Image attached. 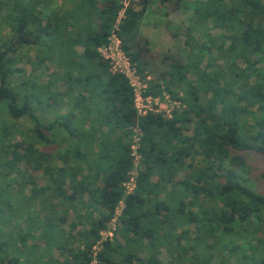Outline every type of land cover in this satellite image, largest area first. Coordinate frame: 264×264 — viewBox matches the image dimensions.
Here are the masks:
<instances>
[{"label":"trees","instance_id":"16d2710c","mask_svg":"<svg viewBox=\"0 0 264 264\" xmlns=\"http://www.w3.org/2000/svg\"><path fill=\"white\" fill-rule=\"evenodd\" d=\"M119 2L0 0V264H88L120 200V225L98 264H166L161 247L171 259L192 252V262L208 263L215 248L245 247L236 241L257 237L264 245L257 236L264 194L250 187L241 154L264 157V0L130 2L116 30L121 49L142 78L150 76L146 95L181 102L171 118L138 117L127 78L110 72L97 50ZM181 9L182 32L166 18ZM157 14L185 40L154 61L142 54L149 43L139 28ZM24 58L28 81L15 68ZM46 61L61 69L52 80L63 91L35 81ZM136 124L142 162L125 195ZM70 212L77 221L66 227Z\"/></svg>","mask_w":264,"mask_h":264},{"label":"rangeland","instance_id":"374dc122","mask_svg":"<svg viewBox=\"0 0 264 264\" xmlns=\"http://www.w3.org/2000/svg\"><path fill=\"white\" fill-rule=\"evenodd\" d=\"M140 1V0H139ZM138 1V2H139ZM188 1H192V0H188ZM136 4V7H139L140 5ZM172 25L176 26L178 25V27H181V30H179L180 32L183 31L182 27L185 25V20H186V15L184 16L182 9L179 11H176L175 13H173L171 15V17L167 16L166 17ZM165 18V20H166ZM156 19V20H154ZM153 21H156L153 23ZM207 26V24H205ZM145 29L150 31V30H154L153 33L148 32V38H146V36H144L143 34V30L142 31V37L143 39H147L148 40V45H149V51L147 52L145 50V46H142L143 51L142 54L144 56V58H146L147 60H154V61H158L162 58V52L167 50V49H171L172 51L176 50V45L177 43H179L178 46H180L182 48V46L184 47V40H185V36H182V34L179 36L178 38L173 37L162 25V23L159 22V14L157 15H152L151 19L147 20V23L144 24ZM149 26V27H148ZM206 32L212 34L213 36H217V34L219 33L218 30L213 29L212 27L207 26L206 28ZM2 34L4 35H8L9 34V30L8 29H4L2 30ZM156 37V38H155ZM193 37L196 38L197 40L199 39L200 41H202L203 37L200 36V34L198 32H193ZM142 39V40H143ZM150 40V41H149ZM175 49V50H174ZM29 49H24V52H29L32 59L34 56V51L33 50H29ZM36 58H34L35 60ZM25 58L19 60L16 65L15 68H21L24 69V78L28 81L30 79V66L29 64L25 63ZM37 62V59L35 60ZM38 62L40 63V59L38 60ZM25 63V64H24ZM47 63V68H43V66H38V68L36 69V73H40L41 75L35 79L36 82H38L39 84H44L47 81H51L54 77L55 72L61 73V69H57L55 67V65L48 63L47 61L45 62ZM16 75V74H15ZM13 75V76H15ZM50 76V79H48ZM55 83V87H53L54 90H60L63 91L65 86L63 85V83L61 82V80H56L53 81L52 83ZM23 86H29L28 84H25ZM81 88H78V90H80ZM35 91L39 90L37 88L34 89ZM78 92V91H75ZM79 93V92H78ZM59 99V97H57ZM65 105V104H64ZM66 109V107H63L61 109V112H64ZM40 110V109H39ZM16 140H18L16 138ZM241 154L245 157V160L247 162V164L250 166L251 168V180L249 182V184L251 185L250 187L255 190L256 192H259L261 194H264V178L262 177V175L264 174V157L260 154H256L253 152H241ZM183 174V173H182ZM40 178H41V173H39ZM39 179V177H38ZM69 214H71L68 217V222H66L65 226L67 227V225L70 222H76V215L73 214L72 212H70ZM72 220V221H71ZM193 228V227H191ZM257 236L263 238L264 237V233L263 231L259 232L257 234ZM257 237L256 238H249L247 242H243L244 240H240V241H236L238 245H245V247H240L238 248L235 252L233 253H223L222 250L219 249H214L212 250V254L209 255L208 257V263L206 262H201V261H193L192 262V257L193 254L192 252H187V254L185 255L184 259L182 260L181 257L178 259H171V257L166 253V251L164 250V248L161 247V254L160 257L162 259V261L166 264L168 263H174V264H244L240 262V259H236L237 258V254L239 253L241 256L246 255L247 256V262L249 264L250 261H252L253 264H258L259 260H263L264 257V245L262 246V244H259L257 242ZM210 241V239H208ZM217 254H219V257H217ZM187 259V260H186ZM177 260V261H176ZM247 262L245 261V264H247Z\"/></svg>","mask_w":264,"mask_h":264},{"label":"built area","instance_id":"2783aa9c","mask_svg":"<svg viewBox=\"0 0 264 264\" xmlns=\"http://www.w3.org/2000/svg\"><path fill=\"white\" fill-rule=\"evenodd\" d=\"M131 1L137 3L139 0H120L114 28L107 38V43L98 47L97 50L103 59L107 61L110 72L121 74L127 78L133 89L134 107L138 117L144 116L148 112H153L163 113L167 118H171L173 110L181 107V102L171 99L166 92L162 93V97L146 95L147 80L150 79V76H147L146 79L142 78L136 71L135 66L130 62L129 57L121 49V41L116 30L119 22L124 18L125 11ZM132 131V143L130 146L131 167L127 172L126 179L122 183L125 195L131 194L135 190L142 162V155L139 152L141 132L137 124L132 127ZM123 204V200H120L113 217L107 222L106 229L100 232V238L91 248V259L88 264H98L97 254L101 250L103 243L115 237L116 230L120 225L119 217L122 213Z\"/></svg>","mask_w":264,"mask_h":264},{"label":"crops","instance_id":"0c3cea01","mask_svg":"<svg viewBox=\"0 0 264 264\" xmlns=\"http://www.w3.org/2000/svg\"><path fill=\"white\" fill-rule=\"evenodd\" d=\"M144 24H145V23H144ZM144 24L139 28V33H140V35L142 36V31H141V29H144V30H143V33H144L143 35L146 36V38H148V32L153 33L154 30H150V31L146 30ZM148 27H149V26H148ZM155 38H156V37H155ZM148 39H149V38H148ZM149 41H150V40H149Z\"/></svg>","mask_w":264,"mask_h":264}]
</instances>
